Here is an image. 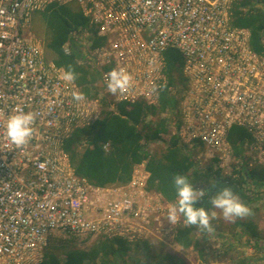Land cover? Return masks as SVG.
Returning a JSON list of instances; mask_svg holds the SVG:
<instances>
[{
    "label": "built area",
    "instance_id": "obj_1",
    "mask_svg": "<svg viewBox=\"0 0 264 264\" xmlns=\"http://www.w3.org/2000/svg\"><path fill=\"white\" fill-rule=\"evenodd\" d=\"M72 3L104 41L94 47L88 29L72 33L86 49L77 63L100 73L88 88L99 90L104 103L86 97L75 81L65 82L63 68L47 56L45 44L30 29L36 12ZM239 3L0 0V264L42 263L57 232L95 241L121 239L131 248L152 239L171 241L170 250L178 247L183 218L176 225L167 221L172 204L148 189L146 161L135 167L128 184L108 187L91 184L71 165L66 141L95 125L104 111L117 113L123 103L159 107L162 91L176 86L175 114L163 115L179 116L171 128L180 144L200 146L214 170L231 175L237 161L228 135L240 128L246 133L243 163L250 156L264 164V56L251 47L250 30L232 24ZM263 4L251 6L263 9ZM170 50L184 60V75L178 73L172 85L166 71ZM114 68L133 75L132 88L124 94L107 89L106 74ZM73 91L83 92L85 99L74 101ZM16 111L36 114L34 135L22 148L5 134L7 118Z\"/></svg>",
    "mask_w": 264,
    "mask_h": 264
},
{
    "label": "trees",
    "instance_id": "obj_2",
    "mask_svg": "<svg viewBox=\"0 0 264 264\" xmlns=\"http://www.w3.org/2000/svg\"><path fill=\"white\" fill-rule=\"evenodd\" d=\"M262 1L264 0H240L235 7L232 24L235 27L249 29L252 36L251 47L264 56V11L251 6ZM245 6L250 8L247 12L241 11L240 8ZM36 14H41L46 21L45 48L52 56L51 59L63 69L72 65L78 74L75 82L89 95L88 87L99 81L100 73L92 66L77 63L82 58L83 51L77 40L73 39L72 33L88 29L94 40V47L103 45L104 41L95 37V31L90 29L88 19L75 3L52 4L34 15ZM68 43L70 45L67 51L65 45ZM175 54L176 52L171 50L166 54V71L171 85L175 83V76L178 75L180 67L173 60ZM176 101L174 95L165 89L160 95L159 107H150L142 102L123 103L118 105L117 113L104 111L102 119L95 125L77 130L65 143V149L76 174L99 187L125 185L131 181L135 167L146 161L150 173L148 189L162 194L169 202L176 200L172 183L174 174L186 175L195 188L208 191V195L200 201V206L208 211L212 208L209 203L210 197L224 186H231L242 202L250 204L257 200L247 194L245 185L264 188V165L249 167L247 162H244L242 168L234 170L231 175H223L220 170H214L211 164L203 169H194L193 149L180 144L178 138L171 132V118L162 117L167 111L170 115L175 114ZM147 118H151L149 123L146 121ZM164 136L169 138L164 149L160 148L156 153L150 154L144 142L147 144L157 140L165 142ZM245 136V131L240 128H233L229 132L228 138L236 158L243 157ZM84 143L85 147L80 148ZM107 145L108 151L104 149ZM255 212L252 211V215ZM252 215L239 218L235 226L243 228L242 233L257 238L261 235L252 221ZM196 229L195 226L180 227L176 235L178 247L183 249L199 247L200 243H195L193 236ZM61 256L65 257L63 262L59 260ZM40 264L188 263L183 257L169 251L165 252L161 247H155L151 243L137 245L133 253L121 239H99L86 250L77 249L74 240L59 244L50 240L43 262Z\"/></svg>",
    "mask_w": 264,
    "mask_h": 264
},
{
    "label": "rangeland",
    "instance_id": "obj_3",
    "mask_svg": "<svg viewBox=\"0 0 264 264\" xmlns=\"http://www.w3.org/2000/svg\"><path fill=\"white\" fill-rule=\"evenodd\" d=\"M264 3V1H262ZM246 7V6H245ZM241 7L240 10L242 11L243 8ZM264 9V4H263ZM261 9V10H263ZM264 11V10H263ZM46 21L44 17L41 14H36L33 16L31 21V31L33 34L39 38V40L42 43H46ZM242 28V27H239ZM47 50V49H46ZM83 51L86 52V49H83ZM176 52V51H174ZM47 56L52 58L49 51L47 50ZM173 60L176 61V63L179 64L180 68L178 69L179 74L183 76V67H184V60L183 58L176 52V54L173 57ZM86 66V64H84ZM176 75V74H175ZM183 85H186V80L182 78ZM83 93V92H82ZM177 94V87H173V91H171V95L175 97ZM86 97L89 99H95L100 98L103 99V103L105 102V98L103 97L102 93L98 91L90 90L89 88V95L86 94ZM106 106V104H105ZM169 116V114H164L162 117ZM157 119V117H156ZM176 119H179V116H175L173 119H171L170 125L173 126V122L175 123ZM147 121V120H146ZM172 132V130H171ZM166 137V136H164ZM168 137L164 140H157L153 142L151 146L150 144H147L144 142L145 145H147V148L150 149L149 153L153 154L159 151L160 148L164 149L166 142H168ZM155 145V146H154ZM184 146V144H181ZM83 148L85 147V144L81 145ZM189 149H193V161H194V169H203L208 165H212L213 163L211 160H206L204 156H201V154L204 152L203 148L200 146H190L185 145ZM237 163H232L231 168L232 170H238L242 168L243 164V157L233 156ZM249 159H247L246 162L249 163V165L252 166V164L255 166L259 162L253 161V159L249 156ZM242 161V164L239 161ZM262 166V164H258L257 166ZM264 165V164H263ZM253 167V166H252ZM214 168V167H213ZM221 173L228 175L224 171H221ZM146 175V174H144ZM148 185H149V179H148ZM245 189L247 190V194H250L253 199L257 198V200H254L252 203L248 204L243 201L247 206L251 208L252 211H256L252 215V221L257 226V230L260 232L259 237L252 238L247 233H242L240 227H236L235 223L239 219H236L234 222L226 221L223 217L222 212L219 209H216L214 207L211 208L209 211L210 215L212 213H215V218L212 220V224L214 226V232L211 234L201 231L199 229H196L194 231V241L195 243H200V246L195 247L191 246L189 249H183L181 247H173L172 250H170V242L171 241H165L164 243L157 239L147 240V242L152 244L155 247H161L163 251L165 252H172V254H177L181 257H183L188 264H264V188H256L253 185H245ZM169 202V201H168ZM172 205L174 202H169ZM179 226V227H183ZM55 243L59 244L62 242H66L70 240H74L76 243L77 249H88L95 240L92 238H78L74 236H68L63 233H56L51 239ZM139 244V243H138ZM145 243H142L140 245H144ZM71 245V244H70ZM129 246V245H128ZM147 246V245H146ZM53 247V246H52ZM129 248H131L129 246ZM135 248H131L132 252L135 253ZM60 262H63L65 260V257L61 256L59 258Z\"/></svg>",
    "mask_w": 264,
    "mask_h": 264
},
{
    "label": "clouds",
    "instance_id": "obj_4",
    "mask_svg": "<svg viewBox=\"0 0 264 264\" xmlns=\"http://www.w3.org/2000/svg\"><path fill=\"white\" fill-rule=\"evenodd\" d=\"M146 3H151V0H146ZM61 73V78L65 82H74L78 78L72 65L61 69ZM106 85L112 95L124 94L132 88L133 75L123 68H114L106 74ZM72 99L80 102L85 99V96L82 92L73 91ZM35 120L36 114L31 111H16L10 114L7 118L5 134L11 144L18 148L27 145L34 135ZM172 183L175 188L176 200L167 212V221L176 225L178 220L183 218L186 226H195L209 234L214 232L212 220L215 218V213L210 215L205 207L200 206V201L208 195V191L195 188L186 175L174 174ZM209 203L212 207L219 209L224 219L229 222L252 215L251 208L241 201L231 186H224L217 191L210 197Z\"/></svg>",
    "mask_w": 264,
    "mask_h": 264
},
{
    "label": "bare ground",
    "instance_id": "obj_5",
    "mask_svg": "<svg viewBox=\"0 0 264 264\" xmlns=\"http://www.w3.org/2000/svg\"><path fill=\"white\" fill-rule=\"evenodd\" d=\"M149 178H150V176H149ZM146 260H148V259H146Z\"/></svg>",
    "mask_w": 264,
    "mask_h": 264
}]
</instances>
